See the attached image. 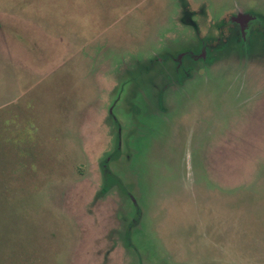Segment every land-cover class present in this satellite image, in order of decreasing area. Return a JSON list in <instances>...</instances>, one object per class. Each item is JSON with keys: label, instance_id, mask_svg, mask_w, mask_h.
Segmentation results:
<instances>
[{"label": "rangeland", "instance_id": "obj_1", "mask_svg": "<svg viewBox=\"0 0 264 264\" xmlns=\"http://www.w3.org/2000/svg\"><path fill=\"white\" fill-rule=\"evenodd\" d=\"M235 12L264 0H0V264H264V33Z\"/></svg>", "mask_w": 264, "mask_h": 264}, {"label": "flooded vegetation", "instance_id": "obj_2", "mask_svg": "<svg viewBox=\"0 0 264 264\" xmlns=\"http://www.w3.org/2000/svg\"><path fill=\"white\" fill-rule=\"evenodd\" d=\"M188 13V12H187ZM188 15V16H187ZM186 16L187 25H191L195 31L198 34V37H201L199 35V28L196 24V21L193 18L189 19V16L192 15V13H188ZM253 19V20H252ZM231 24V29H234L236 31V34H239L240 39H246L250 38V40L254 36H260V34L264 33V17H258L257 15L255 17H250L247 15H244L243 13H232L229 21ZM260 33V34H259ZM202 49L198 52L195 50H188L180 52L177 56H172L168 58L166 61L164 58H161V61L163 63L166 62H175L177 65L175 67V73L171 74V77L164 82V86L171 87L173 85L180 86L181 83H183L187 79L193 78V70L196 68L197 63L201 60L205 63L206 61H209L213 50L218 46V44H213L211 42L206 41V39L202 40ZM212 59V57H211ZM210 59V60H211ZM186 61V66H184V62ZM187 63H191L192 66H188ZM194 67V68H193ZM175 74V77H174ZM163 89V87L160 88V92Z\"/></svg>", "mask_w": 264, "mask_h": 264}]
</instances>
